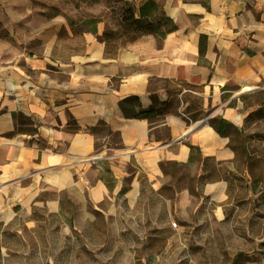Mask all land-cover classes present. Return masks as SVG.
I'll use <instances>...</instances> for the list:
<instances>
[{"label": "crops", "instance_id": "obj_1", "mask_svg": "<svg viewBox=\"0 0 264 264\" xmlns=\"http://www.w3.org/2000/svg\"><path fill=\"white\" fill-rule=\"evenodd\" d=\"M154 1L176 28L116 47L99 23L81 34L56 17L18 25L13 7L0 8L22 45L0 53V220L120 196L133 205L142 182L172 191L184 216L251 172L262 140L250 125L264 119V0ZM249 233L228 246L231 264H264V240L255 242L264 234L250 243Z\"/></svg>", "mask_w": 264, "mask_h": 264}, {"label": "rangeland", "instance_id": "obj_2", "mask_svg": "<svg viewBox=\"0 0 264 264\" xmlns=\"http://www.w3.org/2000/svg\"><path fill=\"white\" fill-rule=\"evenodd\" d=\"M142 1L0 0V8L13 7L12 22L18 25L30 18L44 22L56 17L57 22L76 23L79 34L95 21L101 35H112L108 41L126 46L141 35L124 28L122 7L137 9ZM20 48L15 33L0 20V53L17 56ZM250 129L262 140L253 143L251 172L234 174L223 199L203 198L198 210L188 206L181 216L169 204L172 191L158 194L142 182L133 205L120 196L115 206L109 201L97 207L67 202L57 212L34 206L9 221L0 220V264H231L237 254L228 246L240 241L244 230L251 232L250 243L264 234V119ZM259 238L255 242L264 240Z\"/></svg>", "mask_w": 264, "mask_h": 264}, {"label": "trees", "instance_id": "obj_3", "mask_svg": "<svg viewBox=\"0 0 264 264\" xmlns=\"http://www.w3.org/2000/svg\"><path fill=\"white\" fill-rule=\"evenodd\" d=\"M120 18L124 28L131 30L136 35L149 34L154 35L158 38H163L166 33L176 28V25L172 21V19L164 13L161 6L154 0H143L138 5L137 9L131 6L122 7ZM87 30L96 32V22L94 21L92 27L88 28ZM111 37L112 35L107 36V33H103L99 36V38L106 41V43H111L110 41H108V38ZM111 44L115 46V44ZM200 51H203V49L200 48ZM157 111L158 109L150 108L148 110L136 113V116L149 118L152 112Z\"/></svg>", "mask_w": 264, "mask_h": 264}, {"label": "built area", "instance_id": "obj_4", "mask_svg": "<svg viewBox=\"0 0 264 264\" xmlns=\"http://www.w3.org/2000/svg\"><path fill=\"white\" fill-rule=\"evenodd\" d=\"M173 224H175V223H173Z\"/></svg>", "mask_w": 264, "mask_h": 264}]
</instances>
